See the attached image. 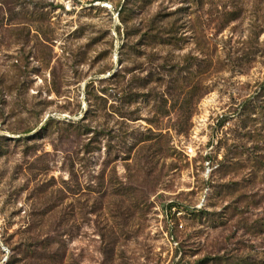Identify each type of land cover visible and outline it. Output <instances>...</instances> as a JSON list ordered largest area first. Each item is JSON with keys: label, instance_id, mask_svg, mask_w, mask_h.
<instances>
[{"label": "rangeland", "instance_id": "obj_1", "mask_svg": "<svg viewBox=\"0 0 264 264\" xmlns=\"http://www.w3.org/2000/svg\"><path fill=\"white\" fill-rule=\"evenodd\" d=\"M0 264H264V0H0Z\"/></svg>", "mask_w": 264, "mask_h": 264}, {"label": "built area", "instance_id": "obj_2", "mask_svg": "<svg viewBox=\"0 0 264 264\" xmlns=\"http://www.w3.org/2000/svg\"><path fill=\"white\" fill-rule=\"evenodd\" d=\"M193 153H194L193 148H187V149H186V154H187V155H192Z\"/></svg>", "mask_w": 264, "mask_h": 264}, {"label": "trees", "instance_id": "obj_3", "mask_svg": "<svg viewBox=\"0 0 264 264\" xmlns=\"http://www.w3.org/2000/svg\"><path fill=\"white\" fill-rule=\"evenodd\" d=\"M171 207H173V205H171ZM182 210H185L186 211V208H183Z\"/></svg>", "mask_w": 264, "mask_h": 264}]
</instances>
